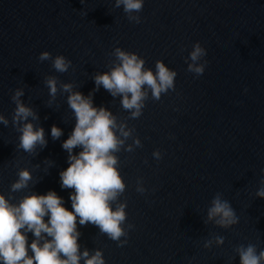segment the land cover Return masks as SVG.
<instances>
[{
  "label": "water",
  "instance_id": "water-1",
  "mask_svg": "<svg viewBox=\"0 0 264 264\" xmlns=\"http://www.w3.org/2000/svg\"><path fill=\"white\" fill-rule=\"evenodd\" d=\"M114 4L0 0V115L8 121L0 123V194L18 205L25 196L53 191L72 211L74 189L61 187L60 173L69 167L62 144L76 123L61 85L73 84L74 92L92 94L94 107L134 128L142 145L116 154L126 185L120 197L127 204L125 227L133 225L127 243L118 246L98 227L79 225L77 217L80 252L100 250L105 264H240L237 246L252 243L264 250V199L256 196L264 180V0H144L142 11L134 13L139 24ZM196 43L207 53L198 62L207 61L200 76L187 70ZM117 47L144 59L154 74L157 61L177 73L175 91L159 101L149 92L138 119H127L121 96L102 86L95 90L94 77L110 71ZM43 52L63 55L72 66L56 72L51 60H39ZM48 77L57 78L55 98ZM17 89L24 92L20 101L38 117L22 123L44 129L47 145L34 154L17 149L22 127L12 122ZM53 126L62 130L59 139L51 136ZM23 169L32 180L12 193ZM138 180L143 194L136 190ZM217 193L239 217L230 229L205 223ZM215 236L224 237V244L217 245ZM33 239L29 233V245ZM207 240L210 248L204 247Z\"/></svg>",
  "mask_w": 264,
  "mask_h": 264
},
{
  "label": "clouds",
  "instance_id": "clouds-1",
  "mask_svg": "<svg viewBox=\"0 0 264 264\" xmlns=\"http://www.w3.org/2000/svg\"><path fill=\"white\" fill-rule=\"evenodd\" d=\"M129 22L141 23L139 15L144 6V0H115L114 7L121 8ZM206 50L199 44L193 45L189 54L191 63L188 71L200 76L204 73L207 61L198 63L206 56ZM115 59L111 62L109 72L94 77L95 90L102 86L111 96H121L122 108L130 112L127 119H138L145 108V101L151 93L155 101L161 99L162 94L169 90L175 91L177 73L170 70L162 61L155 64V74L145 69V60L137 54L127 52L117 47L111 53ZM41 62L51 60L56 72L65 73L72 66V62L63 55L52 57L49 52L39 56ZM57 78H46L49 95L55 98L57 94ZM63 92L69 93L67 103L74 113L75 127L72 134L62 144L68 152L69 167L60 173L61 187L74 189L70 196L72 211L63 206L62 198L53 191L46 195H28L19 204L10 203L0 194V262L2 264H105L103 253L95 250L89 253L85 249L80 252L77 231V217L79 225L92 224L99 228L110 240L118 242L122 247L127 243L128 230L133 225L125 227L127 219L126 202H120L126 185L118 170L119 158L116 155L121 150L133 152L141 147V141L134 137V128L126 123H117V117L104 107L93 106L92 94L85 97L80 92L73 91V84H62ZM24 95L22 89H17L12 96L16 108L13 114V125L27 121L29 117H38L29 107L24 106L20 97ZM51 103V102H50ZM0 123L7 126L8 121L0 115ZM17 131L21 133L17 149L28 154H34L37 147L44 148L47 141L42 127L34 128L32 123H22ZM62 130L56 126L51 128V136L59 139ZM131 144H127L128 140ZM79 147L81 151L73 154V149ZM153 156L159 160L161 153L155 151ZM18 180L11 185V192L16 193L28 187L32 175L27 169L18 172ZM137 192L143 194V181H137ZM256 196L264 199V180L257 190ZM115 206V210H113ZM48 217L47 223L45 217ZM223 229H230L239 223V217L230 202L217 193L207 210L205 223L213 222ZM34 239L29 245L28 234ZM45 234V235H42ZM125 237L124 240H121ZM50 238V239H49ZM217 245H223L224 237L215 236ZM43 241V242H42ZM42 242V243H41ZM211 240L204 243L210 248ZM29 251L32 255L29 256ZM240 264H264V250L258 252L255 244L246 246L241 244L235 248Z\"/></svg>",
  "mask_w": 264,
  "mask_h": 264
}]
</instances>
